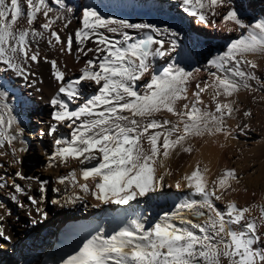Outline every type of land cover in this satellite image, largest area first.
Listing matches in <instances>:
<instances>
[{"label": "snow or ice", "instance_id": "1", "mask_svg": "<svg viewBox=\"0 0 264 264\" xmlns=\"http://www.w3.org/2000/svg\"><path fill=\"white\" fill-rule=\"evenodd\" d=\"M53 3L60 10L73 12L65 0H53ZM182 3L189 14L205 25L210 22L209 15L217 16L216 9L225 6V0H182ZM53 11L48 0H0V65L25 80L34 76L30 64H39L41 53L33 45H38L45 33L50 35L48 45H62V52L71 54L75 43L77 52L84 56L94 54V59L85 62L81 76L67 82L58 62L43 57L50 63L53 77L60 82L58 92L67 97V102L60 96L50 100L54 109L52 120L56 123L50 125L47 135L54 136L58 126L65 121H69L65 126L72 129L70 139H54V151L48 160L49 166H55L53 161L57 159L67 164L71 158L80 165L95 161L91 167L79 170V176L85 183H78L76 169L67 176L58 177L57 183L67 182L74 188L78 186L85 195L90 193L104 204H128L163 187L164 176H156L157 164L164 167V161L177 149L191 154L193 147L190 141L194 138L231 137L232 132L225 127V119L239 111L238 101L233 97L238 96L242 89L251 93L264 91V78H258L254 71L259 65L248 59L249 55L264 56V20L246 24L234 8L229 9L222 20L247 29V36L231 41L222 56L210 61L211 66L217 69L211 73L213 80L197 84V91L192 93L195 101L182 106L179 102L188 100V84L194 78L193 73L175 65L156 73L153 64L156 57L162 58L175 51V40L168 41L169 47L165 48L166 42L152 35L134 39L124 30H150L156 36L162 32L150 24L104 18L91 8H85L82 13V27L65 40L53 27L57 21L65 19L63 12L50 15ZM40 14L44 17L39 24L43 32L33 27ZM25 20L27 27L23 24ZM211 23L215 25L216 21ZM101 29L119 33L122 39L112 41ZM89 41L96 47H86ZM146 76L150 79L140 91L137 82ZM82 81L94 82L99 88L97 94L78 103L83 97L80 90ZM253 81L256 86L251 83ZM209 89L214 111L207 105L198 106L204 104L201 96ZM6 95L0 90V101L5 100ZM69 102L78 103V107L70 109ZM11 112L6 103L0 104V149L5 144L12 147L13 163L21 164L16 153L24 149L13 147L20 133L11 131L16 121ZM161 112L171 114L177 118L176 121L157 119ZM243 115L250 117L252 113L245 111ZM5 154L0 152V155ZM208 171L207 165L201 167L197 163L193 171L183 177L186 187L201 199L179 205L181 211L166 214L149 229L132 220L130 227H123L109 237L98 233L60 264H264V205L259 206L258 220L246 215L251 211L249 207L240 208L234 202H228L222 211L214 201H221L224 191L231 189V182L239 183L240 177L235 169H229L210 186ZM14 175L19 180L34 179L22 171H16ZM90 179L94 187L89 186ZM3 180L0 177V181ZM46 183L40 182L39 199L29 195L23 186L16 183V179H13L12 188L37 206L43 203ZM4 187L6 181L0 182V188ZM176 188H181L180 181H177ZM11 200L24 207L17 195L13 194ZM82 200L83 197L75 194L65 198L72 204ZM52 203L59 204L60 201L53 200ZM2 208L5 205L0 203ZM184 209L197 218H203V222L187 218L182 211ZM36 211L47 218L42 208L37 207ZM7 214L10 215V211ZM4 219V215H0V222ZM174 220L187 226L178 227L172 222ZM32 223L37 221L33 219ZM193 230H198L199 234ZM0 238L5 241L11 239L2 223Z\"/></svg>", "mask_w": 264, "mask_h": 264}, {"label": "bare ground", "instance_id": "2", "mask_svg": "<svg viewBox=\"0 0 264 264\" xmlns=\"http://www.w3.org/2000/svg\"><path fill=\"white\" fill-rule=\"evenodd\" d=\"M48 3L54 10L50 15L63 12L65 19L57 21L53 27L60 32L65 40L70 35L74 36L75 30L82 27L81 16L85 8H91L108 19L150 24L162 32V35L156 36L150 30H124L134 39L152 35L156 39L165 41V48L169 47L168 41L175 40V51L162 58L156 57L153 64L156 73L169 65H175L193 73L194 78L188 84V100L180 101L179 106L195 101L192 93L197 91V84L203 85L205 82L213 80L211 73L216 72L217 69L211 66L210 61L222 56L231 41L247 36V29H240L232 22L224 23L223 15L229 9L234 8L240 13L246 24L264 20V0H225V6L216 9L217 16L209 15L210 22L207 25L188 13L182 0H65L67 7L73 9L72 13L60 10L53 0H48ZM81 6H83L82 10ZM25 11H27L26 5ZM212 20L216 21L215 25L211 23ZM43 21V15H38L37 23L33 27L43 32L44 30L39 28V24ZM23 24L27 27L26 20L23 21ZM165 29L168 31L164 32ZM100 31L112 41L122 39L119 33H108L104 29ZM171 33H175V35L173 36ZM49 38L50 35L45 33V37L39 41L38 45H33V48L38 47L41 53V62L30 64V71L35 75L29 76L27 80L0 65V85L3 86L0 90L7 94L6 99L0 101V104L6 103L12 110L11 115L16 118L11 131L14 134L19 132L20 135L13 142V147L24 149L23 152L16 153V158L22 161L21 164L13 163L12 147L5 144V147L0 149V152L6 153L0 155V165L4 166V168H0V176L5 175V171H7L9 182L13 181V178L16 179V183L23 186L29 195L39 199L41 197L40 182H47L48 176H41L33 172L35 168L29 167L25 163V158L31 156L33 147L36 146L47 160V163L42 164L41 167L47 169L48 174L55 178L52 201L58 200L60 203L54 204L55 207L49 209L44 194L43 203L33 206L29 200L25 199L27 196L15 193L12 187H7L4 192L0 190V203L5 205V208L0 209V215L5 217L4 221L0 223L5 227L6 234L11 237L10 241L0 238L1 249L10 250L12 258H15L19 264H60L61 260L74 255L87 240L98 233L109 237L123 227H130L132 220L143 223L145 228L149 229L155 223L160 222L161 217H165L166 214L181 211L179 205L201 199L186 187V182L183 180L185 175L193 171L197 163L201 167L207 165L209 171L206 175L210 186L226 170L235 169L240 177L239 183L232 181V187L224 191L223 199L214 201V203L222 211L226 209L228 202H234L240 208L249 207L251 211L246 215L249 218L259 219V206L264 205V91L251 93L242 89L238 96L233 97L238 101L239 111L235 112L229 121H225V127L232 132L231 137L218 135L194 138L190 141L193 147L191 154L177 149L164 161V167H159L157 164L156 176H164L163 187H158L156 191L150 192L144 197H138L128 204H104L96 200L90 193L85 195L78 186L74 188L67 182L65 184L57 183L58 177L67 176L73 169L77 170L78 183H85L79 176V170L83 167H91L96 162L80 165L78 161L69 158L67 164H62L57 159L53 161L55 166H49L48 157L54 151V139L61 137L70 139L72 129L65 126L69 123V121H65L58 126L54 136L47 135L50 125L56 123L52 120L54 109L50 100L60 96L67 102V97L58 92L60 82L53 77L51 65L45 62L43 57L46 56L49 61L56 60L58 62L65 72V82L78 79L85 62L95 57L93 53L84 56L77 52L78 46L75 43L71 54L66 51L62 52V45H48ZM86 47L94 48L96 45L89 41ZM153 47H158V45ZM248 59L257 62L259 67L254 71L258 78H264V56L249 55ZM149 79L150 77L146 76L137 82L138 90L143 91L144 85ZM252 84L256 86L254 81ZM98 88L99 86L94 82L82 81L80 90L83 97L78 103H82L84 98L97 94ZM201 98L204 104L198 106L207 105L209 110L214 111L211 89L203 93ZM78 103H70V109L78 107ZM245 111H250L252 115L245 117L243 115ZM156 118L172 121L177 119L167 112H161ZM145 147H147L146 143ZM16 171H22L25 176L34 179L19 180L15 178ZM167 172H170L171 175H165ZM213 174L216 176L215 181L211 180ZM177 181L181 182L180 189L176 188ZM88 184L90 187H94V182L91 179ZM13 194L17 195L24 205L22 209H15L11 200ZM73 194L83 197V200L77 201L75 204L67 203L65 198ZM253 205H257V207H253ZM37 207L47 213L46 219L37 213ZM9 211L10 215L7 214ZM182 211L193 222H203V218L195 217L187 209ZM33 219L37 223L33 224ZM172 222L178 227L187 226L181 225L179 220ZM193 231H197L199 234L198 230ZM2 258L6 260L0 264H14L6 256Z\"/></svg>", "mask_w": 264, "mask_h": 264}, {"label": "rangeland", "instance_id": "3", "mask_svg": "<svg viewBox=\"0 0 264 264\" xmlns=\"http://www.w3.org/2000/svg\"><path fill=\"white\" fill-rule=\"evenodd\" d=\"M80 9L82 10L83 9V6H81ZM251 83H253V82H251ZM257 92H261V91L258 90ZM32 120H33V118H32ZM229 120H230V118H226L225 119V121H229ZM25 163L29 167L30 166H33V168H35L33 170V172H35L37 174H40L41 176H46V177L48 176L47 183L45 184V187H46L45 196H46V201H47V204L46 205H47V207L49 209L54 208L55 205L52 203V195H53V190H54L55 178H54V176H51V175L48 174L47 169H43L41 167L42 164L47 163V160L45 158V155L39 150L38 147L34 146L33 147V150H32V153H31V156L29 158H25ZM0 168L2 169V168H4V166L3 167H0ZM7 175H8V172L5 171V175L2 176V177H5V178H4L3 181H0V182H5L6 181V187L0 188V190L3 191V192L7 189V187L8 188L9 187H12V183H13V181L9 182V180L7 178ZM63 176H65V175H63ZM211 180H214V181L216 180V176L214 174H213V176L211 175ZM25 199H27V197ZM27 201H28V199H27ZM14 207H15V209H22V207H20L16 203H14ZM24 221H26V218H24ZM0 253H1L2 257H5L6 256L8 259H11L14 264H19L16 261L15 258H12L13 255L11 254L10 250H3L0 247ZM2 257L0 258V262L6 260V259H3Z\"/></svg>", "mask_w": 264, "mask_h": 264}]
</instances>
